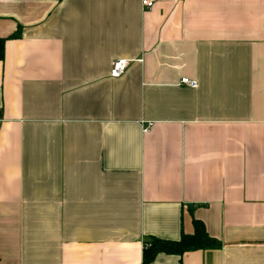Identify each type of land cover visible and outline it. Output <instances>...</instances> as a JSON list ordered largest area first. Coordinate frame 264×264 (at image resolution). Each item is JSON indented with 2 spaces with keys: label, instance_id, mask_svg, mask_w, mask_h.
I'll list each match as a JSON object with an SVG mask.
<instances>
[{
  "label": "crops",
  "instance_id": "crops-1",
  "mask_svg": "<svg viewBox=\"0 0 264 264\" xmlns=\"http://www.w3.org/2000/svg\"><path fill=\"white\" fill-rule=\"evenodd\" d=\"M0 38V264H140L193 219L220 247L150 264H264V0H0Z\"/></svg>",
  "mask_w": 264,
  "mask_h": 264
},
{
  "label": "trees",
  "instance_id": "trees-1",
  "mask_svg": "<svg viewBox=\"0 0 264 264\" xmlns=\"http://www.w3.org/2000/svg\"><path fill=\"white\" fill-rule=\"evenodd\" d=\"M19 32L14 33L10 38H16ZM5 38H0V60L4 56ZM192 233H182L178 239L167 240L157 237H149L144 241L142 258L140 264H150L158 253L175 254L181 256L185 252L219 248L220 242L209 236L204 224L197 219L192 220Z\"/></svg>",
  "mask_w": 264,
  "mask_h": 264
},
{
  "label": "built area",
  "instance_id": "built-area-1",
  "mask_svg": "<svg viewBox=\"0 0 264 264\" xmlns=\"http://www.w3.org/2000/svg\"><path fill=\"white\" fill-rule=\"evenodd\" d=\"M154 0H141L142 7L150 9L153 6ZM127 67V61L125 59H115L111 63L110 73L111 77H119L122 75ZM180 83L187 85L190 88L197 86L196 81L183 77L180 79ZM152 122L146 123L143 130L146 131L152 126Z\"/></svg>",
  "mask_w": 264,
  "mask_h": 264
}]
</instances>
